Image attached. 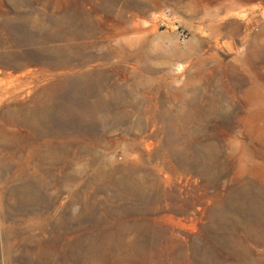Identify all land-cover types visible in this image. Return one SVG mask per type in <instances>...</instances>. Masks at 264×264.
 <instances>
[{
    "label": "rangeland",
    "instance_id": "rangeland-1",
    "mask_svg": "<svg viewBox=\"0 0 264 264\" xmlns=\"http://www.w3.org/2000/svg\"><path fill=\"white\" fill-rule=\"evenodd\" d=\"M0 264H264V0H0Z\"/></svg>",
    "mask_w": 264,
    "mask_h": 264
},
{
    "label": "bare ground",
    "instance_id": "bare-ground-1",
    "mask_svg": "<svg viewBox=\"0 0 264 264\" xmlns=\"http://www.w3.org/2000/svg\"><path fill=\"white\" fill-rule=\"evenodd\" d=\"M47 56L48 57L46 58L41 54H31L32 60H35L36 62H50L57 64L61 63V67H67L73 62V55L69 52L68 48L66 47H61V49L52 50L51 53ZM84 71L61 72V87H59L57 91H54L53 93H51V95H49L50 103L58 98L63 100L71 91L77 93L81 92L84 94H91L93 93L92 90L94 89L96 90L97 96L100 101L98 103L94 102L90 104V106L86 107V109H80L74 106L72 107L69 105H65L66 103H63L64 105H61V103H59V105L57 104L54 107L50 104L46 109L40 111L38 118L39 121H41L44 125L49 126V124H51V119H48V117L54 112H57L58 115H61V106H65L66 114H74L77 116V118L79 117L78 119L84 121V123H87L88 120H90L91 122L104 120V118L106 117L105 106L107 105V102L109 103V100L113 101L122 98L123 93L110 92L105 95L104 93H102L103 88L101 86V83L96 79L90 78V76L87 75Z\"/></svg>",
    "mask_w": 264,
    "mask_h": 264
},
{
    "label": "built area",
    "instance_id": "built-area-1",
    "mask_svg": "<svg viewBox=\"0 0 264 264\" xmlns=\"http://www.w3.org/2000/svg\"><path fill=\"white\" fill-rule=\"evenodd\" d=\"M172 17L170 15H166L164 18L160 19L159 21L162 23V24H166L169 20H171ZM181 37L183 40L186 39V35L183 33H181Z\"/></svg>",
    "mask_w": 264,
    "mask_h": 264
}]
</instances>
